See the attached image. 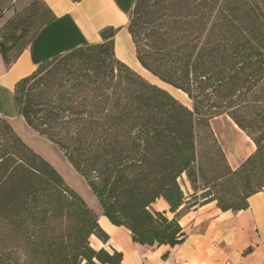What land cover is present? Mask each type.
I'll return each mask as SVG.
<instances>
[{
	"label": "trees",
	"instance_id": "16d2710c",
	"mask_svg": "<svg viewBox=\"0 0 264 264\" xmlns=\"http://www.w3.org/2000/svg\"><path fill=\"white\" fill-rule=\"evenodd\" d=\"M54 19L42 0L14 10L0 27L3 64ZM116 32L104 28L100 42L18 80V117L58 148L112 226L134 244L174 248L186 238L183 210L239 212L264 192V0H135L127 32L137 62L190 107L117 59ZM219 116L254 145L236 168L210 126ZM160 200L165 209L153 207ZM93 237L109 241L83 198L0 116V264H121Z\"/></svg>",
	"mask_w": 264,
	"mask_h": 264
},
{
	"label": "crops",
	"instance_id": "0c3cea01",
	"mask_svg": "<svg viewBox=\"0 0 264 264\" xmlns=\"http://www.w3.org/2000/svg\"><path fill=\"white\" fill-rule=\"evenodd\" d=\"M30 1L32 0H0V7L5 10L0 27L14 10H20ZM42 1L55 19L36 35L9 67L0 58V116L7 119L14 131L12 123L21 119L13 97L15 83L30 75L46 59L85 42H100L99 32L104 28L112 27L117 30L114 37L117 59L135 72L138 67L141 68L127 32L129 13L135 0ZM122 34L126 35L131 44L133 61L128 45L119 41ZM9 108L12 113L6 114ZM233 127L248 142L247 151L237 149V155L242 156L229 163L231 168H236L252 154L254 145L235 125ZM184 183L188 188L185 179ZM160 202L166 207L162 200ZM99 219L102 220L100 227L109 236L106 245L99 242L100 247L109 249L110 246L122 253L121 264H264V192L251 196L248 208L243 211L221 212L214 203H210L184 212L179 223L186 238L174 248L134 244L126 229L112 226L101 214Z\"/></svg>",
	"mask_w": 264,
	"mask_h": 264
},
{
	"label": "rangeland",
	"instance_id": "374dc122",
	"mask_svg": "<svg viewBox=\"0 0 264 264\" xmlns=\"http://www.w3.org/2000/svg\"><path fill=\"white\" fill-rule=\"evenodd\" d=\"M122 35H124V38H122ZM122 35L120 36L119 41L121 40L122 43L128 45V47L132 51L131 54L133 61L134 54L131 44L127 39L126 35ZM136 72L150 83L154 82L153 84H156L157 82H159L155 78H153L149 73L142 70V68L138 67L136 69ZM159 84H161L162 86L164 85L160 82ZM163 89H165V87ZM165 90L168 91L167 89ZM170 94L173 96V92ZM177 95L181 98L178 99L181 103L190 107L189 101L183 94L178 93ZM11 113V108L7 109L6 114ZM18 121H14L12 124L19 136H22L23 140H25L35 152L40 154L43 158L49 161L54 166V168H56V170L61 174L65 182L83 198L86 204L92 209V211L96 214L97 218L99 219L101 210L96 199L91 194L83 179L68 164L63 154L58 150L55 145L48 142L46 139L39 137L36 133L32 132L21 119ZM210 126L215 138L220 144L222 150L224 151L228 163H231V161H233L235 158L239 159V157L242 156L237 155V149L241 148L244 149V152L247 151V140L233 127L232 122L227 117L219 116L213 118L210 121ZM153 207L159 210L166 208L160 201L157 202ZM184 212L185 210L182 211V213ZM90 243L96 249L100 247L99 242L94 237L90 239Z\"/></svg>",
	"mask_w": 264,
	"mask_h": 264
},
{
	"label": "bare ground",
	"instance_id": "6f19581e",
	"mask_svg": "<svg viewBox=\"0 0 264 264\" xmlns=\"http://www.w3.org/2000/svg\"><path fill=\"white\" fill-rule=\"evenodd\" d=\"M143 70V69H142ZM152 83H154V82H152ZM157 85H159V86H161V87H165V89H167L170 93H172L173 92V96L175 97V98H177V99H181L177 94L178 93H180L179 91H176V90H174V89H172V88H170V87H168V86H165V85H161V84H159V82H157L156 83ZM182 94V93H181ZM99 223L101 224L102 223V220L101 219H99Z\"/></svg>",
	"mask_w": 264,
	"mask_h": 264
}]
</instances>
